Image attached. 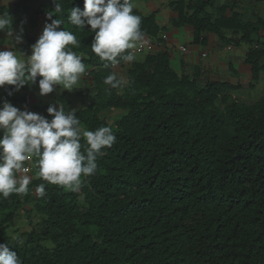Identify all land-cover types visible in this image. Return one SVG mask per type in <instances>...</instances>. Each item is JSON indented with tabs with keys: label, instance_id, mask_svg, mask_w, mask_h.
I'll return each instance as SVG.
<instances>
[{
	"label": "trees",
	"instance_id": "obj_1",
	"mask_svg": "<svg viewBox=\"0 0 264 264\" xmlns=\"http://www.w3.org/2000/svg\"><path fill=\"white\" fill-rule=\"evenodd\" d=\"M218 2H171L179 15L172 26L192 27L197 39L211 33L228 46L247 45L253 91L264 74V18L247 19L237 1ZM62 3L65 11L53 18L80 41L72 50L84 54L93 89L92 104L76 115L87 130L111 127L115 143L78 193L45 182L41 197L35 187L43 181L34 179L28 193L0 198V243L22 264H264V96L247 104L233 96L240 88L200 86L178 76L166 53L135 60L127 83L111 88L103 81L112 68L91 51L94 33L67 23L68 10H83V0ZM21 9L34 26L54 10L52 0H22L0 14ZM133 11L145 38H158L156 15ZM67 96L53 98L66 111ZM114 110L119 118L108 117ZM21 214L31 229L13 237Z\"/></svg>",
	"mask_w": 264,
	"mask_h": 264
},
{
	"label": "clouds",
	"instance_id": "obj_2",
	"mask_svg": "<svg viewBox=\"0 0 264 264\" xmlns=\"http://www.w3.org/2000/svg\"><path fill=\"white\" fill-rule=\"evenodd\" d=\"M52 5L54 10L46 12L50 23L44 24L41 35L30 46V54L16 48L23 42L26 21L15 32L12 17L0 14V33L7 37L6 44L0 42L6 46V50H0V88L13 86L19 92L25 86L31 89L38 84L37 95L46 97L57 90L73 92L78 87L86 66L82 62L84 54H77L72 48H79L80 41L62 27L63 19L53 18L65 11L62 0H52ZM83 5V10H68L67 23L77 29L88 27L94 33L91 51L103 67L133 63L145 33L141 30V16L134 14L132 0H83ZM139 52H144L143 48ZM103 83L115 89L127 81L113 71ZM46 111L51 119L21 110L10 102L0 107V198L28 193L34 179L43 181L35 187L41 197L45 195L46 183L78 193L83 181L95 174L103 149L115 143L109 126L95 130L82 127L77 109L66 111L57 103L50 104ZM0 264L22 261L7 243H0Z\"/></svg>",
	"mask_w": 264,
	"mask_h": 264
},
{
	"label": "crops",
	"instance_id": "obj_3",
	"mask_svg": "<svg viewBox=\"0 0 264 264\" xmlns=\"http://www.w3.org/2000/svg\"><path fill=\"white\" fill-rule=\"evenodd\" d=\"M21 1L0 0V8L13 12L16 5ZM174 1L176 2V0H149L134 4V10L144 17L155 14L156 24L162 29L158 38H145L140 46L144 50L143 53H146L145 55L166 53L169 57L171 69L178 76L195 77L200 86L209 83H222L240 88L242 91L249 90L252 84V70L246 64L249 47L245 44L239 47L228 46L217 35L211 33H203L197 39L192 27L181 26L177 28L172 26L173 21L177 20L179 16L174 8L170 6V3ZM236 1L237 10L245 17L251 19L255 17L264 18V0H219V5L232 4ZM11 17L15 32H19L21 22L26 21L23 23V42L16 45V48L21 52L30 54L29 39H38L44 24L48 22L46 17H39L36 26L32 24V14L24 11V9L19 10ZM260 37L264 44V30L260 33ZM6 39V35L0 33V42L6 44ZM181 48H184L185 52ZM0 50H6V46L2 43H0ZM262 62L264 64V60ZM124 67L128 68L129 64L124 63ZM25 88L29 89L28 86H25L21 90L24 91ZM9 92H12V94L9 95ZM14 92L16 91L13 86L6 85L4 88H0V107L4 102L15 105L17 100L21 101L23 97L25 103L38 97V92H34L33 88L26 92L27 97L17 98L13 96ZM64 92L67 93L63 90H60V92L57 90L51 93V98ZM76 92L73 90V92H68V95Z\"/></svg>",
	"mask_w": 264,
	"mask_h": 264
},
{
	"label": "rangeland",
	"instance_id": "obj_4",
	"mask_svg": "<svg viewBox=\"0 0 264 264\" xmlns=\"http://www.w3.org/2000/svg\"><path fill=\"white\" fill-rule=\"evenodd\" d=\"M176 1H178V0H176ZM134 4H136V3H134ZM247 19H251V18H247ZM145 54L146 53L136 54V56H137L136 61H138L139 59H143ZM112 71L116 72L120 76H123L125 78V80L127 81V77H126L127 72H126L125 67L118 65L115 68H112ZM78 87L79 88H75L74 91L75 92L80 91V93H82V95H80V96H78L76 93L75 94L71 93L70 95H68V91L65 90L67 92V95L69 96L70 102H71V106H70L69 110L77 109V111H81V110H84L88 105L92 104V102H93V94H92L93 89L92 90L90 89V87H92V82L88 76L82 75ZM32 88H33L34 92L39 91L38 84L33 85ZM28 91H30V88L29 89L25 88L24 91L20 90L19 92H14L13 96H15L17 98L23 97V96L27 97L26 92H28ZM233 96H236L237 99H239L240 101L247 103V104L255 103L258 99H260L261 97L264 96V74L262 75L261 82L256 85L255 90H253V91L246 90V91H242V92L237 93V94L234 93ZM20 103H24V104H20ZM57 103L58 102L56 99L54 100L53 98H51V93H50L46 97L38 96L36 99L32 98L31 102L27 101L25 103V101H19V102H17V104H15L13 106H15L21 110L27 109L28 111H33L34 113H37V111L33 109V105H34V107H38L39 109H43L42 114H40V115H43L44 112H47L46 110L50 104H57ZM121 114L122 113L120 111L114 110V111L109 112L107 115H108V117H111V118H119L121 116ZM47 118L49 119L48 115H47ZM26 208H28V207H26ZM30 229H31V227L26 223V219L23 216V214H21L20 219L17 220V222H16V229H14L17 232L15 234H12V236L18 237L19 234L24 233V232H29Z\"/></svg>",
	"mask_w": 264,
	"mask_h": 264
},
{
	"label": "built area",
	"instance_id": "obj_5",
	"mask_svg": "<svg viewBox=\"0 0 264 264\" xmlns=\"http://www.w3.org/2000/svg\"><path fill=\"white\" fill-rule=\"evenodd\" d=\"M141 50H142V47H140L139 51H141ZM181 50H182L183 52H185V49H184V48H181ZM139 51H137V52H139Z\"/></svg>",
	"mask_w": 264,
	"mask_h": 264
}]
</instances>
